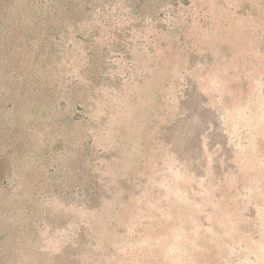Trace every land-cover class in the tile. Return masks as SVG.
<instances>
[{
	"label": "rangeland",
	"instance_id": "1",
	"mask_svg": "<svg viewBox=\"0 0 264 264\" xmlns=\"http://www.w3.org/2000/svg\"><path fill=\"white\" fill-rule=\"evenodd\" d=\"M0 264H264V0H0Z\"/></svg>",
	"mask_w": 264,
	"mask_h": 264
}]
</instances>
